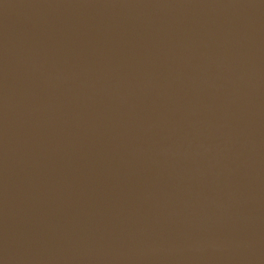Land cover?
Here are the masks:
<instances>
[{"label":"water","instance_id":"water-1","mask_svg":"<svg viewBox=\"0 0 264 264\" xmlns=\"http://www.w3.org/2000/svg\"><path fill=\"white\" fill-rule=\"evenodd\" d=\"M0 264H264V0H0Z\"/></svg>","mask_w":264,"mask_h":264}]
</instances>
